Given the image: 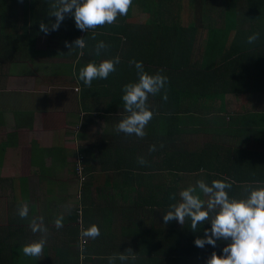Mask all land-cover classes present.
Returning a JSON list of instances; mask_svg holds the SVG:
<instances>
[{"label": "crops", "instance_id": "1", "mask_svg": "<svg viewBox=\"0 0 264 264\" xmlns=\"http://www.w3.org/2000/svg\"><path fill=\"white\" fill-rule=\"evenodd\" d=\"M228 1L132 0L127 15L118 16L113 24L86 32L76 27L73 16L66 15L58 30L45 34L39 30V24L55 20L49 16L53 0H0V264H66L73 260L71 257L76 258L75 247L81 242L90 257L81 261L84 264H108L107 257L127 254L129 247L136 259H143V253H156L157 260H129L126 264H175L162 260L164 253L172 252L169 246H176L174 239L165 238L162 213H150L146 208L122 213L118 209L133 206L135 200L143 204L149 192L155 190L161 174L157 165L159 156L155 153L151 157L153 165H147V171L124 166L130 160L128 148L148 143L150 129L164 123L162 116L166 110H174L183 119V126L178 129L186 131L179 137L180 142L186 143L199 135L193 131L215 133L201 134L203 141L205 136L220 137L216 122L209 129L204 124L212 119L219 122L223 117L240 136L229 140L222 134L224 146L235 144L243 150H264L261 93H223L224 83L220 85L206 70L200 69L205 58L216 64L212 68L228 71V63L223 64L221 54L203 57L206 45L228 44L235 38L234 32L228 36L223 32L227 22L222 18L228 11ZM234 1L237 10L241 9L239 3L246 2ZM242 8L240 11L247 14V5ZM177 12L180 20L163 19L165 13ZM188 12L192 13L190 20H186ZM255 24L262 49L264 21ZM214 33L216 39L212 38ZM246 37L241 38L247 40ZM77 38H84L86 47L69 51L65 42L72 43ZM100 41L108 47L97 55L95 46ZM182 43L194 50L188 64H175L179 56L174 51L178 52ZM116 56L120 63L107 79L93 80L90 88L78 79L79 70L89 62L99 64ZM244 59L238 61L236 68L248 75V65L254 62ZM130 61L142 62L149 74L159 72L168 78L165 87L148 98L154 115L145 127L143 139L115 130L126 115L123 86L138 80L137 69ZM59 64L65 65V73L58 69ZM236 81L254 90L253 84L261 86L256 80L252 84L251 80L233 75V84ZM229 83L228 80L226 84ZM165 92L167 100L163 99ZM246 130L250 132L243 137ZM107 144L112 154L109 167L103 169L100 148ZM116 150L123 153L120 165L113 159ZM79 155L85 170L81 187L75 174ZM149 174L155 178L150 180ZM22 203L29 207L26 219L18 215ZM79 205L82 214L88 217L89 212L93 221L90 225L99 227L97 238L81 235L84 229L81 220L74 223L66 218ZM59 216H63L61 228L54 223ZM35 217H43L48 229L43 257L39 259L23 254L25 244L42 236L31 231L30 221ZM171 233L180 237L177 246L184 251L188 231L177 224ZM226 243L221 241V250ZM218 250L207 245L203 248V261L193 255L183 264H207V259L213 252L218 254ZM100 255L107 262L96 260ZM116 264L121 262L117 260Z\"/></svg>", "mask_w": 264, "mask_h": 264}, {"label": "trees", "instance_id": "2", "mask_svg": "<svg viewBox=\"0 0 264 264\" xmlns=\"http://www.w3.org/2000/svg\"><path fill=\"white\" fill-rule=\"evenodd\" d=\"M227 3L228 11L222 18L227 22V25L223 32L226 36H228L231 32H234L235 38L228 44L222 45L221 43L219 45L217 43L219 45L218 46L214 43L212 44L213 46L210 44L206 45V47L203 48V57L215 56L217 53L221 54L223 64L225 65L228 63V71L223 72L221 70L223 68L218 67L212 68L213 65L216 64H213L212 60L208 61L205 58L200 62V69L206 70L208 76L210 74L213 80H217L220 85L224 83V87H221V92L223 93L233 92L235 94L237 92L241 95H246L247 93L260 92V97L264 100V54L262 55L261 53H264V47L261 49L262 46L258 40L249 44L247 40H243L241 38L243 36H250L256 33L255 27L257 23L255 24V22L264 21V0H246V2L239 3L241 5H239V7L242 10V7L247 5V14L244 13L245 11H240L241 9L237 10L234 8L236 1L230 0ZM247 15L249 16V19ZM179 18L180 13L178 12L165 13L163 16L164 20L171 21L180 20ZM212 38L216 39L215 33ZM262 38L264 39V36H262ZM187 39L184 40L185 43ZM186 45L187 44H183L182 46L179 45L178 47L177 45L174 46V50L176 47L177 49H180H176L178 52L174 51L175 54L179 56L175 64H188L190 61V53H192V50L194 49L191 46L189 47ZM185 49H188L187 52H185ZM247 51H250V53L247 54ZM241 56H243V58ZM242 59L245 61L250 59L254 62L252 65H248V70L250 72L248 75H245L239 68H236L238 61ZM242 65H244V61ZM211 68L212 70H210ZM233 75L249 82L251 80L252 84L253 80H256L261 86L257 87L256 84H253L254 88H256V90H254L253 88L244 87L245 85L241 82L236 81L233 84ZM228 80L230 82L229 85L226 84ZM260 114L262 115L261 117H264V103L260 107ZM162 119L164 120L163 124L159 123L158 126L155 124V126H152L150 129V138L148 139V143H137L133 146L129 143L132 146L128 148L130 160H128L126 166H124L131 168L132 170L138 167L137 169L147 171V165H153L150 160L156 153L160 160L157 164L159 167V173L161 172L157 180V186L155 190H151L149 192L147 200H143L141 202L143 204H138V201L135 200L133 206L119 207L118 209L121 210L122 213L135 212L137 209L145 211L146 208L150 213L155 211L159 214H164L169 210V206L171 204L179 201V192L181 190L187 188L188 186H195L196 182L201 179L210 185L213 180H225L226 178V182H232L231 190H227L229 192V196L237 198H241L247 194L245 192L247 185L251 184L257 187L264 186V150H243L241 148H237L235 144L228 145V147L224 146L223 144H225V141L221 137L222 134L226 135V138L229 140H235V138L240 136L230 128V122H224L223 117H220L221 121H216L217 134H220V137L218 135H216L217 137L210 136L209 138L208 136H205L206 140L203 141L202 144L191 146H187L186 143L179 141V137L182 136L186 130L178 129V126H183L184 123L182 117H180L178 113L174 110H166L163 112ZM204 132L210 133L208 131ZM249 132V130H246L243 137H246ZM195 134L201 133L196 132ZM214 134L215 133H212V135ZM161 144L163 147H161ZM151 145L156 146L155 151H149ZM111 154L112 152L110 151V146L108 144L100 148V159L102 160L101 165L103 169L109 167ZM121 155H123V153L118 152L117 150L116 153H114L113 159L118 160L117 165H120L119 160L122 159L120 157ZM139 157H144L147 163L145 165H141L138 162ZM76 164L75 173L77 171L78 183L81 187L85 180V170L83 169L82 157L81 160L76 162ZM77 168L80 169V172H78ZM154 176L155 175L153 174H149V179L152 180L155 178ZM173 195H175V199L172 198ZM202 198L206 199V197ZM81 207L82 206L79 205L77 210L69 212V214L66 215V218H69L70 221L74 223L81 220L84 224V229H87L90 226V221L92 220H90L89 212L88 217L87 215H84V213H81ZM177 224L179 223L174 220L165 224V238H169L171 241L174 239L176 246H169L172 252L164 253L162 258L164 263L183 264L186 263L188 258L193 255L198 256L199 262L203 261L205 252H203V248L197 247L194 241L198 236L203 237L204 229H210L211 222H205L203 225L198 226V231L193 232L190 229V219L185 220L182 229L188 231V233L192 235L190 236L188 234L184 251L180 250L177 246L180 241V237L171 233L175 230ZM75 229L77 230V228ZM167 232H169V234H167ZM80 245H77V248L74 246L75 252L77 253L76 258L74 259L71 257L73 260L69 263L67 261L66 264H84V262H81L84 258L86 260L90 259V257L85 254L82 242ZM221 246V241H217L215 247L220 249L217 251L218 255H221ZM205 247H207V244L204 248ZM173 251H175V254H173ZM142 256L144 257L143 259L140 258L136 260H146L148 262H156L157 260L156 253H143ZM96 260L107 262L106 257L103 255H100V257Z\"/></svg>", "mask_w": 264, "mask_h": 264}, {"label": "clouds", "instance_id": "3", "mask_svg": "<svg viewBox=\"0 0 264 264\" xmlns=\"http://www.w3.org/2000/svg\"><path fill=\"white\" fill-rule=\"evenodd\" d=\"M132 0H53L51 3L50 17L54 21L40 22L39 30L48 34L58 30L66 15L75 19L76 27L81 31L102 27L105 24H113L118 16L127 15ZM259 33L247 37L249 44L259 39ZM95 33L93 34V39ZM72 49L83 50L86 47L84 38H77L72 43L65 42ZM108 47L103 41L96 46V54L100 55ZM83 55V51L80 52ZM120 63L119 56L112 59H104L99 64L89 62L79 70L78 79L85 86L91 87L95 79H107L109 74L116 70L115 66ZM138 72V80L123 86V108L126 115L116 125L117 132L126 135H135L143 139L146 135L145 127L153 118V111L149 109L148 98L155 96L165 87L167 77L149 74L144 71L142 62L130 61ZM73 75L76 69L73 68ZM167 100V93H164ZM161 147L163 145L161 144ZM156 146L151 145L149 151H155ZM141 165L147 163L144 157H139ZM232 182L225 180H213L209 185L204 180H198L195 186H188L179 192V201L169 206V210L163 214L164 224L173 220L184 225L186 219H190V229L193 232L199 230L200 225L211 222V228L204 229L203 237L195 238V245L199 248L211 245L216 246L217 241H226L222 249L223 254L213 252L207 259V264H264V186L247 185L245 196L241 198L230 197L227 190H231ZM199 190V191H198ZM206 197V199L202 198ZM175 199V195L172 197ZM18 215L22 219L28 218L29 207L22 203L18 207ZM63 216L55 219L57 228L63 227ZM33 233H41L39 240L31 241L23 246V254L29 257L42 258L46 244L48 229L44 226L43 217H35L30 221ZM81 235L95 239L100 235V229L96 224L82 229ZM136 255L129 247L128 253L113 254L108 259V264H126L129 260L135 261Z\"/></svg>", "mask_w": 264, "mask_h": 264}, {"label": "rangeland", "instance_id": "4", "mask_svg": "<svg viewBox=\"0 0 264 264\" xmlns=\"http://www.w3.org/2000/svg\"><path fill=\"white\" fill-rule=\"evenodd\" d=\"M187 9V8H186ZM192 9V8H191ZM190 10V9H189ZM187 15H188V18L186 19V20H190L191 18H192V13L191 12H188L187 13ZM186 17V16H185ZM196 18L197 19H199V16H196ZM55 59L56 60H60V58H58V57H55ZM54 69H55V66L53 67ZM58 69L62 72V73H65V65H63L62 66V64H59V66H58ZM216 121H213V120H210V121H208V122H206L205 124H204V126L207 128V129H209L210 127H211V124H214ZM200 127V126H199ZM212 129H213V127H212ZM211 131V130H210ZM196 132H200L201 134H207V132H204V131H193V133H196ZM201 134H199V135H195L194 136V138H191V140L190 139H187L186 140V145L187 146H191V145H194V144H202L203 143V136L201 135ZM208 134H212V133H208ZM78 160H81V156L79 155L78 157H77V161ZM77 164L75 163V166H76ZM76 173H77V171H76ZM75 173V174H76ZM76 176H77V178H78V173L76 174Z\"/></svg>", "mask_w": 264, "mask_h": 264}, {"label": "built area", "instance_id": "5", "mask_svg": "<svg viewBox=\"0 0 264 264\" xmlns=\"http://www.w3.org/2000/svg\"><path fill=\"white\" fill-rule=\"evenodd\" d=\"M78 169V168H77ZM78 172H80V169H78Z\"/></svg>", "mask_w": 264, "mask_h": 264}]
</instances>
